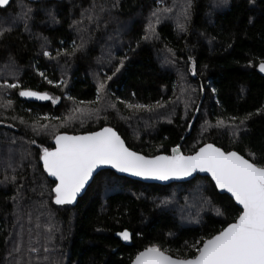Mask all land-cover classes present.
Returning a JSON list of instances; mask_svg holds the SVG:
<instances>
[{
  "label": "trees",
  "instance_id": "1",
  "mask_svg": "<svg viewBox=\"0 0 264 264\" xmlns=\"http://www.w3.org/2000/svg\"><path fill=\"white\" fill-rule=\"evenodd\" d=\"M185 2L12 0L0 7L7 19L33 10L29 31L22 22L0 36V264H131L152 245L191 257L190 245L234 222L241 209L205 176L160 185L104 170V179H95L76 205H56L55 182L40 160L42 148L54 147L56 133L112 126L130 148L149 156L170 153L180 143L185 154L215 143L264 163V76L258 72L264 0H191V18L181 31ZM46 9L56 12L59 23L47 22ZM153 12L160 18L156 35L144 39L157 18ZM117 23L127 31L120 48L109 47L107 37L118 41ZM82 40L83 50L66 54ZM114 53L109 67L99 62ZM125 55L124 67L97 100L98 82ZM13 83L18 87H7ZM21 90L59 99L33 102L19 96ZM158 102L163 107L151 111L126 107ZM249 113L234 138L229 118L239 123ZM37 117L48 125L39 134L32 127ZM217 120L229 126L213 127ZM124 230L132 233L131 245L116 236Z\"/></svg>",
  "mask_w": 264,
  "mask_h": 264
},
{
  "label": "snow or ice",
  "instance_id": "2",
  "mask_svg": "<svg viewBox=\"0 0 264 264\" xmlns=\"http://www.w3.org/2000/svg\"><path fill=\"white\" fill-rule=\"evenodd\" d=\"M224 3H227V0H224ZM6 5H9V0H0V7ZM95 7L93 5L89 11H94ZM31 11V9L26 10L22 16L25 31H29L28 22L32 19ZM45 11L49 23H59L53 9ZM152 15L157 18L155 23L149 21L148 34L144 39L156 35L155 24L160 22V18L157 12H153ZM182 16L184 22L178 23V27L181 31H186V24L191 18V0H186L183 5ZM89 19H93V17L90 16ZM6 31H11V29L0 30V36H3ZM44 40L47 43V38ZM84 48L83 40L79 45L73 42L72 51L66 54L74 55ZM43 54L50 55L47 51ZM127 58L126 55L121 57L112 75H106L104 80L98 82L97 100H100L101 94L105 92L107 81H110L121 71ZM259 71L264 73V60L259 62ZM193 74H195L194 68ZM41 75L44 74L41 73ZM48 83L51 84L52 81L49 80ZM7 87L17 88L18 85L13 83ZM19 96L34 97L41 101L51 100L53 104L57 103L59 99L47 93L32 90H21ZM91 103H95V101ZM126 107L133 110L151 111L154 107H163V105L159 102L155 106L127 103ZM74 111L81 115L85 113V109L79 107ZM91 111L98 112L99 109ZM251 115L249 113L240 118L239 123H235L236 117L229 118L232 121L230 127L234 138ZM39 119L37 117L36 124L32 126L33 131L37 134L41 130L48 129V125L39 124ZM44 119L49 118L44 117ZM225 126H229L226 125V121L217 120V124L213 127ZM54 139L53 148H42L40 160H42L43 169L48 176L55 178V187L51 191L55 194L54 203L56 205L73 204L90 181L97 178L104 179L100 176L98 169L110 166L120 173H130L136 177L161 181L174 177H189L195 172L209 173L215 182V187L230 193L235 203L242 206L234 217V222L228 223L216 234L203 239L202 244L198 241L190 245V250L194 249V255L191 257L177 255L173 258L161 251L160 247L152 245L140 251L135 256L133 264H264V163L253 159V153L249 152V158H245V155L237 151H225L212 143H206L189 155L183 154L180 146L176 145L171 149V155L147 156L126 146L125 141L112 127H102L99 131L83 135L56 133ZM31 143L35 144V140ZM204 202L210 203L207 200ZM216 211L217 215H223L219 209ZM117 235L124 241L131 239V234L127 230L119 232ZM31 250L36 251L35 248Z\"/></svg>",
  "mask_w": 264,
  "mask_h": 264
},
{
  "label": "water",
  "instance_id": "3",
  "mask_svg": "<svg viewBox=\"0 0 264 264\" xmlns=\"http://www.w3.org/2000/svg\"><path fill=\"white\" fill-rule=\"evenodd\" d=\"M10 1H12V0H9V2ZM31 1H37V0H31ZM258 72L262 75V76H264V73H261L260 71H259V66H258ZM41 93H43V92H41ZM48 94V93H47ZM24 99H26V100H29V101H33V102H44V101H41V100H37L36 98H34V97H23ZM104 127H112V126H104ZM115 131H117L114 127H112ZM101 129V128H100ZM100 129H98V130H95V131H99ZM92 132V131H91ZM66 133V132H65ZM65 133H60V134H65ZM86 133H88V132H86ZM86 133H66V134H68V135H83V134H86ZM117 133L121 136V138L125 141V144H126V146H128V144H127V142H126V140L123 138V136L117 131ZM212 144H214V145H216L215 143H212ZM54 145H55V139H54ZM179 146H180V148H181V143L179 144ZM203 146V145H202ZM201 146V147H202ZM217 147H219L218 145H216ZM129 147V146H128ZM130 148V147H129ZM221 148V147H220ZM131 150H133V151H136V150H134V149H132V148H130ZM223 149V148H222ZM223 150H225V149H223ZM226 151V150H225ZM231 151H236V150H231ZM136 152H139V151H136ZM181 152L183 153V154H185L184 152H183V150H182V148H181ZM238 152V151H237ZM139 153H141V154H143V155H145L144 153H142V152H139ZM239 153V152H238ZM172 154V152H170V153H160V154H157V155H171ZM241 154V153H240ZM185 155H189V154H185ZM243 155V154H242ZM147 156H149V155H147ZM153 156H155V155H153ZM245 158H247L246 156H245ZM104 170H111V171H114L115 173H117L118 175H120V176H124V177H128V178H130V179H134V180H137V181H141V182H144V183H155V184H160V185H169V184H172V183H181V182H187V181H191V180H193L194 178H196L197 176H205V177H209L210 179H211V176H210V174L209 173H203V172H195V173H193L191 176H189V177H180V178H171V179H169V180H166V181H161V180H157V179H152V178H143V177H136V176H133V175H131L130 173H120V172H118L117 170H115V169H113V168H111L110 166H103L101 169H98V171H99V173L101 172V171H104ZM49 178L53 181V182H55V178L54 177H50L49 176ZM212 180V179H211ZM213 181V180H212ZM92 182L93 181H90V183L88 184V185H86L85 186V189H83L82 191H81V193L78 195V197H77V200L73 203V204H71V205H76L77 204V202L79 201V199L87 192V190H88V188L90 187V185L92 184ZM213 183L215 184V182L213 181ZM220 193H222V194H227L228 196H230L231 197V194L230 193H227L226 191H224V190H220V189H217ZM233 200H234V198L233 197H231ZM235 201V200H234ZM237 205V204H236ZM240 209L242 208V206H239V205H237ZM127 231H129V230H127ZM122 232V231H121ZM130 232V234H131V239L129 240V241H124L120 236H118L117 235V233H116V236L125 244V245H131L132 244V233H131V231H129ZM119 233V232H118ZM143 251V250H142ZM161 251H164V250H162L161 249ZM166 254H168V255H171V256H173L172 254H170V253H168V252H166V251H164ZM176 256H173V258H175ZM135 258V257H134ZM133 261H134V259H133ZM133 261H132V263L131 264H133Z\"/></svg>",
  "mask_w": 264,
  "mask_h": 264
},
{
  "label": "rangeland",
  "instance_id": "4",
  "mask_svg": "<svg viewBox=\"0 0 264 264\" xmlns=\"http://www.w3.org/2000/svg\"><path fill=\"white\" fill-rule=\"evenodd\" d=\"M28 9H30V8H25V9H22L21 11H20V16L21 17H17V14L15 15V16H12L10 19H7V18H5V16L4 15H1L0 14V30H3V29H5V27H7V28H9V27H13V26H15V25H20L22 22H24L23 21V19H22V16H23V13L26 11V10H28ZM32 10V9H31ZM213 10L214 11H217V10H219V6L216 4V3H213ZM44 12H46L45 10H44ZM31 13H33V10L31 11ZM46 14V13H45ZM48 22V21H47ZM49 23V22H48ZM12 24V25H11ZM117 25V27L115 28V33H114V35L116 36L114 39H116V38H118V41H116L117 43H114V42H112V40H111V38H109V37H107L108 38V43L106 44L107 46H111V45H115L116 44V47L117 48H120L121 47V45H122V43H121V41L119 40V37H120V35L121 34H125L126 33V31H127V27H125L123 24H121V23H117L116 24ZM43 43V42H42ZM113 48H114V46H113ZM47 52L50 54V51H48L47 50ZM108 57H109V55H107V54H105V57L103 58V60L101 59L99 62H102L103 61V64L102 65H104L105 67H109V63H111V62H115L116 61V54L114 53L113 54V58H112V60L110 61L109 59H108ZM104 61H106L105 63H104ZM110 61V62H109ZM104 69V68H103ZM103 72H105L104 70H103ZM195 72H196V70H195ZM193 74V73H192ZM196 74V73H195ZM195 74H193V76H195ZM198 115V114H197ZM0 156H2L1 154H0ZM20 244L21 243H19V246H20ZM14 251V250H13ZM24 261H26L25 260V258H24ZM17 262H15L14 264H16ZM18 264H23V263H21V262H18Z\"/></svg>",
  "mask_w": 264,
  "mask_h": 264
}]
</instances>
